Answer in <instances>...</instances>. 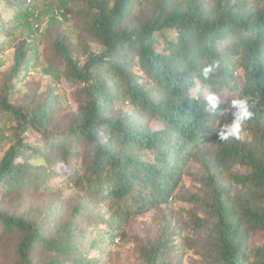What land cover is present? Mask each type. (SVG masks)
<instances>
[{"label":"trees","instance_id":"obj_1","mask_svg":"<svg viewBox=\"0 0 264 264\" xmlns=\"http://www.w3.org/2000/svg\"><path fill=\"white\" fill-rule=\"evenodd\" d=\"M18 35L0 90L11 141L0 159L3 263L105 264L132 220L177 196L203 144H220L212 130L219 113L204 98L215 92L249 98L256 141L222 146L229 164L245 170L230 176L236 192L222 180L229 164L209 175L213 258L264 264V0H0V52ZM41 44L43 73L75 87L76 109L67 111L55 88L17 100ZM213 62L219 68L204 81L202 67ZM64 166L77 177L71 194L72 179H58ZM175 248L166 233L142 257L172 264Z\"/></svg>","mask_w":264,"mask_h":264},{"label":"rangeland","instance_id":"obj_2","mask_svg":"<svg viewBox=\"0 0 264 264\" xmlns=\"http://www.w3.org/2000/svg\"><path fill=\"white\" fill-rule=\"evenodd\" d=\"M74 6L78 7L79 4L75 3ZM67 28L68 33L76 42L79 29L73 25ZM21 38L22 35H18L16 38L5 39L6 46L3 49L5 54L0 58V90L4 87L8 72L14 63V46ZM3 39L0 37V41ZM93 48L97 51L102 49L100 45H93ZM77 51L79 56L85 55L80 48H77ZM39 54L40 64L36 70L28 74L26 82L19 86L16 93L17 100L23 99L24 95L30 92L37 91L39 94H44L55 88V91L62 96L67 111L76 109L72 97L75 87L64 82L56 84L51 76L45 75L43 66L46 50L43 44L39 47ZM59 68L63 69L62 66ZM238 81L241 82V79L238 78ZM235 98H238L236 93L226 95L224 99H221L223 101L221 104L226 103V108H228L231 100ZM234 112L235 109H231L226 115L219 116L217 122L212 125L213 128L219 126V120L221 126L224 123H232L235 119L232 114ZM0 117L2 116L0 115ZM251 126L248 121L245 123L241 138L254 143L256 135ZM217 131L219 128L214 132ZM9 135L8 123L5 125L4 119H0V159L11 143ZM223 144L225 142L220 141L218 144L212 137L203 144L202 149L196 153L194 160L188 165L186 176L177 196L168 205L149 210L132 220L127 225L126 236H118L115 244L108 248L110 255L105 264H146L142 257V247L155 241L158 237H163L166 233L170 234L172 242L176 246L175 253L168 258L172 264H217L212 252L214 249L212 235L214 234L216 214L211 207L213 186L209 175L217 172L221 165L229 164V160L224 156L222 150ZM230 167V172H226L222 180L233 183V174L245 170L240 165H230ZM69 168V166H64L62 177L58 178L64 179L65 182L61 183H68L67 181L72 179L73 182L70 183L73 188L66 189L65 193L67 194L73 193L77 181V177L71 174ZM238 188L240 185L236 182L233 183L232 193L236 192ZM76 200L78 198L74 197L73 201ZM260 240H262L261 234L253 235L250 245L256 246ZM6 257L9 258L8 254L2 255L0 251V264H6L3 263L6 261Z\"/></svg>","mask_w":264,"mask_h":264},{"label":"clouds","instance_id":"obj_3","mask_svg":"<svg viewBox=\"0 0 264 264\" xmlns=\"http://www.w3.org/2000/svg\"><path fill=\"white\" fill-rule=\"evenodd\" d=\"M219 68V62H213L210 64H207L202 67L201 75L204 81H208L213 74L217 71ZM196 87L198 90L203 91L204 86L200 84L199 82L196 83ZM205 101L207 104V110L210 113L216 114L219 113V116L226 115L231 109H235V112L232 113L234 116V121L232 123H224L221 126L220 120H219V126L216 128H212L213 131H216L217 128H219L218 131V138L220 141H229L230 139H241V133L243 130V127L247 121L253 118V111L252 105L249 102V98L247 96H241L235 99L231 100V103L229 104L228 108L217 111L219 108V105L223 102L221 100V95L215 93V92H207L205 93Z\"/></svg>","mask_w":264,"mask_h":264},{"label":"built area","instance_id":"obj_4","mask_svg":"<svg viewBox=\"0 0 264 264\" xmlns=\"http://www.w3.org/2000/svg\"><path fill=\"white\" fill-rule=\"evenodd\" d=\"M36 27H39V24H36ZM43 29V25L40 26V32H42ZM4 54L2 52H0V57H3Z\"/></svg>","mask_w":264,"mask_h":264}]
</instances>
